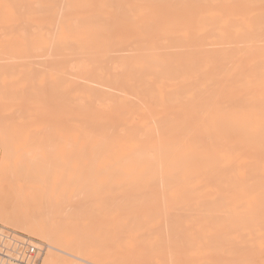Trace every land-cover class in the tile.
I'll return each instance as SVG.
<instances>
[{"label":"bare ground","instance_id":"1","mask_svg":"<svg viewBox=\"0 0 264 264\" xmlns=\"http://www.w3.org/2000/svg\"><path fill=\"white\" fill-rule=\"evenodd\" d=\"M55 3L0 0V61L47 48L46 76L26 83L61 107L58 182L70 172L91 209L41 222L0 200V222L49 242L40 264H262L264 0H64L62 19Z\"/></svg>","mask_w":264,"mask_h":264},{"label":"rangeland","instance_id":"2","mask_svg":"<svg viewBox=\"0 0 264 264\" xmlns=\"http://www.w3.org/2000/svg\"><path fill=\"white\" fill-rule=\"evenodd\" d=\"M61 1L62 0H56V3H55L56 12H57L56 16H59V15H57L58 13L62 14L63 12H66L63 8L64 0L62 2ZM60 2H61V6L59 5ZM59 6L61 7V9L59 8ZM59 10H61V11L63 10L62 13ZM65 14L67 15V13H63V15L60 16L61 18L59 17V19H62L63 17H65L66 16ZM72 15L75 16L76 15L75 12H73ZM57 19H56V21H59V19L58 20ZM54 23H55V21L53 20L52 25H51L52 28L47 30L49 35H51L53 30H54V34L56 33L55 30L57 27H55V29L53 28ZM124 48L125 49L123 51H120V52L111 51L109 54L115 55L118 53H120V54L131 53V50L130 49L128 50V47H124ZM46 49L47 48L44 49L45 51L43 50L45 53L42 54V56H44L47 53ZM46 55H48V53ZM34 57H36V60H34L35 59ZM34 57L22 59L23 62H25V63L22 62L21 64H20V62L22 60H19V59H18V62H17V59L13 60L12 58L11 59L10 58H4L5 60L3 59V61L2 60L0 61V68L1 67L6 68V66H8V64L10 63L8 66L10 68V70H7V72L0 74V101L1 102L5 101L4 102L5 104L0 103V123H1L0 126H2L3 127L2 129L5 131V132L4 131L2 132L0 129V167H6L8 170L5 173H1L2 171H0V200L1 201L2 200L7 201V203L11 207L15 208L16 210L19 209V211L22 212V214H24L28 217H37L38 219L41 220V222L43 220H45V218L49 214H51L50 212H51L52 207L54 208V207H58V206L65 207V209L67 210L66 212L69 211L68 213L73 215V218H75L77 220L78 217H81V215L85 214L86 210L91 209V206H89L90 204L86 200H84V198H83L84 193H81V194L79 193V196H78V193L76 194V192H80L81 186L73 187V188L71 187V190H70L71 192L69 191V193H67V188L65 187V184L67 185V174H68V176H70L71 174L66 169H65L66 171L64 174L65 180L63 178L64 182L63 181L60 182L62 180L61 174H62V172H64L63 171L64 167L62 165L61 147H62L63 142H64V140L62 139V134L64 133V128H65L64 124L65 123L62 120L61 111H59V112L57 111V110L61 109V107L57 109V106H56V107H54V110H53V108L52 109L50 108V107H52V105H54L56 100L47 99L48 95L46 94L47 96H44V94L46 93V92L44 93V91H46V90L43 91L41 89V92L43 94L37 95L38 96L37 101H39V102H34L36 99V96L33 93V90H31V87L32 88H34V87H33V85L30 86L29 83H26L27 76L32 78V80L34 81V82L33 81L32 82L35 84H37L36 81H38L40 78H43L44 76H46L44 74V72L41 70V68H39L40 69L39 70L38 67L40 65L44 69V67L46 66L45 61H46V58L48 56L47 57L44 56L45 57L44 59H42L43 57L42 58L41 57L39 58L38 56H34ZM1 58H3V57H1ZM38 58L42 59V60H39ZM6 59L8 60V62L6 61ZM29 61H30V63H32L31 61H33V63L30 64ZM3 62H4V64L2 65ZM11 62H12V64H11ZM13 63H14V65H13ZM35 63L38 67L35 65ZM22 64L26 66V67H22L23 70L20 67V66H23ZM31 65H32L33 69H37L39 71L37 73L33 72V74H28V72H26V70L32 69L30 67ZM14 66H17L18 68L14 67ZM13 69H15V70L13 71ZM25 83L27 84V86ZM25 95H27L28 97H26ZM41 96H43V98H42L43 100L41 99ZM45 97H46V99H44ZM20 98L21 99L24 98L23 103H22V101H21V103H19V104H21L20 106H22L23 104H25V106H26V103H27V107L22 106V108H23V109L21 108L22 110L21 109L19 110L18 109L19 106L17 108L16 104H11L12 102L18 103L20 101ZM44 100L45 101L47 100L48 103L44 102ZM6 101H8V103ZM52 102H53V104H52ZM6 103H7V105H6ZM42 103H44L45 105L47 104V106L49 107V108H46L47 111H48V109H51L50 111L52 113V110H53L55 112V113L53 112L55 114V117H56L57 113H60L58 115L60 117L57 116L55 119L54 115L46 114L48 112L44 113L46 110L44 111L45 108L43 109L44 104H42ZM58 103L59 102H57L55 105H58ZM32 105L34 106L33 108L30 107ZM41 106H43V107L41 108ZM24 112H25V114H24ZM17 114H19V115L15 116ZM42 114H44V117L48 116L47 119L44 118L43 116H42L43 119L41 117H39ZM11 116L12 117L14 116V117L12 118ZM35 116L38 118H36ZM49 116H52L54 118V120L52 121V119H53L52 117H50L51 120L48 119ZM57 118H60V121L61 122L63 121L64 124L59 122V120ZM10 119L12 120L11 122H10ZM41 119H42V121H41ZM32 120H34V121H32ZM45 120H46V122L48 120L49 123L52 121V123H51L52 128H50L49 123H47V124H49V126L46 125V122H44ZM27 121L28 122L30 121V124ZM56 121H58L59 123L58 122L56 123ZM24 122H26L28 124H26ZM40 123H42V124H40ZM6 125H9L8 131H7L8 126H6ZM45 126H48V128H46V129H48V131H50L51 129L53 130V131L52 130L50 131V132H52L51 133L52 135L49 134L50 136L54 137V138L52 137L54 141L52 140L51 144L48 142V139L46 141V134L47 133L43 132V130H46ZM41 129H42V131H39ZM6 132L8 133L7 134L8 137L4 136V135H6ZM46 132H47V130H46ZM14 133H15V135L12 136V134H14ZM43 133H45V134L43 135ZM42 136H44V140L50 144L51 147L50 146L49 147L52 148L51 153H50V149L44 151V149H46V147L44 148V146H42V144H41L42 141H40L43 138ZM56 136H57V138H55ZM4 137H5V139L9 138V140H7V139L5 140L6 142H8V144L4 141ZM47 138H49V137H47ZM58 138H60V139H58ZM49 139H51V138H49ZM49 141L51 142V140H49ZM31 143H33L35 146H33V144H31ZM43 143H45V142H43ZM38 144H40L39 145L40 148L37 149L38 151H36ZM5 145L6 146L9 145L10 148L6 147ZM45 146H47V148H48V145H46V143H45ZM5 147H6V149H5ZM7 148L10 149V151ZM46 151H48V156L51 154V156L49 157L50 158L49 160L48 159L46 160V157H45ZM9 152H10V154H9ZM30 152H32V153H30ZM37 152H38V154H37ZM35 154L37 156H35ZM33 156H35L34 157L35 159L31 158ZM9 157H11V158H9ZM9 159L11 160L10 163H9ZM56 159H58V160H56ZM45 165H48L49 167L48 166L47 167L49 169H46ZM46 177L49 178L48 179L49 183H47L48 182L47 179L45 180ZM62 177H63V174H62ZM58 180H60L59 181L60 184L58 185V187L55 190V187H56ZM46 184H47L48 190L45 194L46 187H44V186ZM43 192L45 195V199H44L45 203L42 201V199L44 197V196H42ZM73 197H75V198H73ZM73 199H74V201H73ZM75 199H77V200H75ZM50 201H51V204H50ZM84 201H85V203H84ZM37 202L39 204H37ZM16 204H18V205L16 206ZM66 205L70 206V207L68 206L69 210H68V208H66ZM35 206H37V207H35ZM80 206H81V208H80ZM71 207H73V208H71ZM72 211H73V214H72ZM102 217H104V216H102ZM105 219H108V217L103 219V223L105 222V224H108L110 222L109 219L108 220H105ZM86 222H89V221L85 220L84 224H86ZM0 224L4 227H8V228L11 227V226L2 224V222H0ZM86 226H90V227H88V229H92L90 222L87 223ZM10 229H12L14 231L17 230L16 232L23 234L25 236H28V237L34 239L35 241H40V242L45 243L46 248H47L46 250H48L50 248L49 242L46 240H43L42 238H39L38 236L29 234L28 232H25V231H23V232L19 231L18 229L14 228V227H11ZM241 251L242 252L244 251L243 254H247V253L249 254V252L252 253L251 252L252 250H250V251L249 250H246V251L245 250H238L237 252L242 253ZM258 251L259 250H257V252H256L257 256L260 254V253L258 254ZM260 251L262 252V250H260ZM253 252H255V250ZM101 253H104L103 256L106 255L105 256L106 261L109 260V257H111L110 255L108 256V254L110 252H108L106 249ZM44 254H45V252H44ZM44 254H43V256H44ZM259 258H260V256L258 258H256V260L258 259L259 262L261 261L260 263L264 264V258L263 257H261L260 259ZM77 262H79L80 264H88L84 261H78L77 260ZM40 263H41V261H40ZM255 263L254 262L252 263V261L246 262V264H255ZM242 264H245V263H242Z\"/></svg>","mask_w":264,"mask_h":264},{"label":"built area","instance_id":"3","mask_svg":"<svg viewBox=\"0 0 264 264\" xmlns=\"http://www.w3.org/2000/svg\"><path fill=\"white\" fill-rule=\"evenodd\" d=\"M0 236V252L7 254V259L0 264H40L47 249L45 243L35 241L1 224Z\"/></svg>","mask_w":264,"mask_h":264}]
</instances>
